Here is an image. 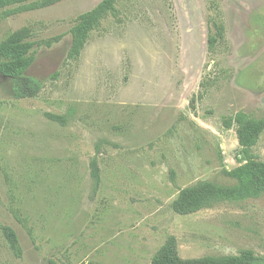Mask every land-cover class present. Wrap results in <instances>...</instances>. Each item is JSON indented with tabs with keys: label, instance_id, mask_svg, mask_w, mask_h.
I'll return each mask as SVG.
<instances>
[{
	"label": "rangeland",
	"instance_id": "obj_1",
	"mask_svg": "<svg viewBox=\"0 0 264 264\" xmlns=\"http://www.w3.org/2000/svg\"><path fill=\"white\" fill-rule=\"evenodd\" d=\"M47 1L0 9V43L26 30L44 83L18 100L0 74V264H151L171 238L184 260L264 257V195L174 209L199 183L235 185L228 121L264 119V0H117L78 59L71 31L103 0Z\"/></svg>",
	"mask_w": 264,
	"mask_h": 264
},
{
	"label": "trees",
	"instance_id": "obj_2",
	"mask_svg": "<svg viewBox=\"0 0 264 264\" xmlns=\"http://www.w3.org/2000/svg\"><path fill=\"white\" fill-rule=\"evenodd\" d=\"M117 0H103L96 8L84 13L77 19L71 31L72 44L70 58L78 59L91 38L106 17L115 11ZM47 0H0V9H6L9 15L20 11H30L52 5ZM221 36L223 28L219 29ZM217 38L210 37L209 48L216 45ZM34 43L28 39L26 30H21L0 43V74L9 80L11 93L15 99L22 100L38 96L44 88L43 81L32 77L28 70L35 61ZM53 121L62 125L65 117L51 116ZM238 127V139L243 164L229 172L236 181L235 185L224 186L212 182H202L184 189L174 202V209L180 215H189L201 211L218 202H242L259 199L264 195V162L258 161L252 154L264 133V119H254L240 112L228 121ZM6 238L12 244H18L16 232L5 228ZM151 264H264V257L245 251L238 256L207 257L184 260L177 250L176 240L171 238L154 256Z\"/></svg>",
	"mask_w": 264,
	"mask_h": 264
}]
</instances>
